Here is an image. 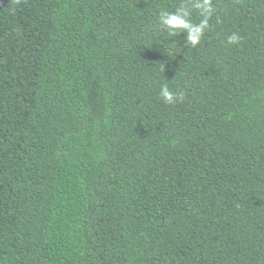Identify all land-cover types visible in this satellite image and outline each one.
Listing matches in <instances>:
<instances>
[{"label": "trees", "instance_id": "obj_1", "mask_svg": "<svg viewBox=\"0 0 264 264\" xmlns=\"http://www.w3.org/2000/svg\"><path fill=\"white\" fill-rule=\"evenodd\" d=\"M182 2L0 0V264H264V0Z\"/></svg>", "mask_w": 264, "mask_h": 264}, {"label": "clouds", "instance_id": "obj_2", "mask_svg": "<svg viewBox=\"0 0 264 264\" xmlns=\"http://www.w3.org/2000/svg\"><path fill=\"white\" fill-rule=\"evenodd\" d=\"M18 2V0H17ZM193 12L197 13L199 17V23L192 21ZM214 14V8L212 0H184L175 11L159 12L158 21L159 24L168 31L169 36L180 35L183 32H187V40L192 47L197 46L206 29L209 28V20ZM242 37L233 33L227 37V43L229 45H239ZM160 96L164 103L172 105L177 102H181L184 99L183 93H175L171 91L166 85L161 87Z\"/></svg>", "mask_w": 264, "mask_h": 264}]
</instances>
